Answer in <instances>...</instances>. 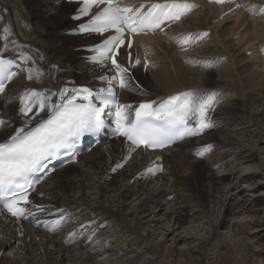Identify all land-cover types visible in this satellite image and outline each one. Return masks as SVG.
I'll return each mask as SVG.
<instances>
[{
  "label": "bare ground",
  "instance_id": "bare-ground-1",
  "mask_svg": "<svg viewBox=\"0 0 264 264\" xmlns=\"http://www.w3.org/2000/svg\"><path fill=\"white\" fill-rule=\"evenodd\" d=\"M53 1L0 0V13L2 16L0 29L5 22L4 20L8 18L10 21L8 22V30L10 29L14 34L11 38L8 36L7 39L2 34L0 37V54L2 47H4V55L18 50H27L28 47L33 50V53L34 48H36L38 52L35 57L42 56V59L35 61V64L40 70L46 71V76L39 81H25L24 83L20 77H17V80L11 83L6 90L7 92L9 91L10 95L13 93L17 95L18 90L23 88L57 87L62 82L61 79L63 77L65 79L71 77L73 66L69 63L72 62L74 64L72 58L75 56H78L77 69L82 70L83 68L82 54L84 51H79L78 47L87 43L77 42L72 37L65 35V31L69 30L72 25L66 16L62 17L65 13L70 14L74 5L64 3L58 9V7L53 6ZM130 1L144 2L145 0ZM194 1L198 7L184 17L183 21L177 23L176 26L169 27L161 36H139L135 38V45L144 44L148 57L152 60L151 65L146 70V74L148 75L145 81L149 80L153 85L152 90L154 91V95L161 97L179 92L182 89L215 88L221 93L222 103L224 102V105H228V107L235 110L236 114L241 113L240 118L242 120L239 122V116L235 117L233 110L230 116L217 112L215 115L216 119L219 123H224V125L217 131L207 133L205 135L207 142L214 140L218 145L226 146L234 144L236 140L239 142L238 136H241L240 141L242 143L247 142V144L240 147V153L233 154V160L238 161L247 158L251 162L255 158L252 155L255 154V149L264 151V133L259 134V128L261 125L264 126V113H261L259 117L254 114L250 116L249 111L253 106L254 108L259 106L264 108V58H261L258 52V48L261 46L264 54V15L261 17L259 14V11L264 8V0H241L245 5L250 7V16L246 12L248 16L246 13V16L240 13L224 16V18L217 21H215L218 16L215 13L217 8L210 4L205 7L200 4L202 0ZM250 9L253 10L250 11ZM12 10L16 13H13V19L11 20L8 13L12 12ZM57 20H60V22L56 23ZM208 29H210L209 39H205L192 53L183 51L182 49L180 51L176 50L165 39V36H172L177 32L189 33L193 30ZM233 36L237 38H233ZM90 39L91 42L97 41L94 38ZM246 48L255 51L250 55H245L244 51ZM188 58L189 60L211 59L217 61V63L210 68H206L200 64L188 63ZM51 63H54L57 69L55 67L47 68V64L50 65ZM59 69H66V71L59 72ZM54 70L55 74L51 77ZM138 71L142 80L141 65L138 67ZM225 98L226 100H224ZM2 110L5 117L8 118L7 121L10 122V126L0 134V140L5 138L7 133L11 135L15 131L13 129V122L11 121L12 118L23 124L18 113L13 110L12 104H5ZM244 116L247 119L246 123L244 122ZM255 119H260L258 122L259 128L253 124L258 130L256 131L254 128L248 129L247 127H252L250 123ZM243 123L246 125L238 131L234 129L232 135L228 137L224 135L222 139L214 138L218 134L225 133V126L230 130V127L234 126V124L236 126L243 125ZM200 143L206 142L202 139ZM111 146L112 148H117L118 144L114 143ZM100 150L99 152L86 153L78 167L71 164L64 169L56 171L48 181L50 182L54 178L56 180L46 187L47 183L49 185L47 181L39 188V192H43L45 198L37 199V202L54 204L56 207H67L74 210L75 213L79 210L76 213L77 223H79L77 227L87 231L85 234L86 238L93 240L88 243H84L83 241L79 244L65 247L62 245L61 238L50 236L27 227L23 240L24 244L20 248L15 243L18 238L11 231V227H9V230H6L5 226L0 222V251L6 252L8 257L2 258L0 264H139L146 257L153 258L154 264H173L168 260L171 254L166 253L164 255L165 253L163 254L161 249H159L162 247L160 241L156 242V239L152 236L156 229L153 227L150 230L152 227L151 223L154 222L152 220L154 219H145L151 213L154 216L162 215L160 214V209L157 210V208L167 204L163 200L166 194L173 193L174 197L170 204H173V201L177 203H174L168 209L166 208L169 211H167V218H165L166 220L168 219L167 222L172 223L173 221V226L182 224L184 219L193 214V210L195 213H198L196 210L197 200L208 197L207 193H202L200 190L199 196H194L187 188L191 185L189 182L190 177L181 176V178H177L176 170L165 172L160 183L154 179L150 181H132L139 168V163L134 158L122 171L107 180L108 165L117 159V154L110 153L111 150H108L109 152L107 153L105 150ZM171 157L170 160H172ZM166 160L169 161V158H166ZM229 164L225 167H228ZM68 170H70L69 173L67 172ZM262 170H264V167ZM65 171L66 173H64ZM235 171L238 170L236 169ZM257 176V174L241 176L238 179L252 181ZM234 178L231 175H223L215 178L216 180H212L213 192H222L220 195L224 198V203L221 207H223L226 216L238 214L239 212H241L240 214L248 213L250 212L248 208L252 205L250 202H256V199L254 201L248 200V202L246 199L242 201L241 197L246 196L248 193H243L245 188H241L242 190L238 189V185L232 183ZM248 183L250 190H246L253 193V188L256 184H252L253 182ZM233 189L236 190L230 192ZM134 196L139 198L140 201H137L140 202L139 206L137 205V208L133 206L132 208L135 207L136 209L129 214L123 213L122 210L126 208L127 200ZM212 197L211 195V199L214 200ZM155 210H157L156 213ZM134 220L135 222H133ZM216 223L210 225L213 228H207L208 231H211L212 235L215 232L213 239L209 243H206L209 251L216 249V246L219 244L217 242L215 244V241L218 240L215 239L217 234L215 227L219 225L223 226L225 221L220 219ZM234 224L231 229L236 231L237 229L235 228L238 225ZM81 225H85L86 227L81 228ZM106 225L109 229L105 228ZM207 225L209 226V224ZM112 227L113 229H110ZM174 230L176 229L172 231ZM28 238L29 241H27ZM120 240L128 242L127 246L124 247L126 242H123L124 244L118 247ZM139 244H142L140 246L142 252H135L136 254L134 255L131 254V252L134 253L133 250H126V247L137 246ZM22 250H25L24 256L18 252ZM220 258V263H229L228 260L230 258L228 255H224L223 251L220 253ZM190 260L192 261V258ZM175 262L174 264L180 263L179 257Z\"/></svg>",
  "mask_w": 264,
  "mask_h": 264
},
{
  "label": "snow or ice",
  "instance_id": "snow-or-ice-1",
  "mask_svg": "<svg viewBox=\"0 0 264 264\" xmlns=\"http://www.w3.org/2000/svg\"><path fill=\"white\" fill-rule=\"evenodd\" d=\"M223 3L225 0H216ZM80 8L75 17L84 19L77 32L89 36H105L89 48L93 55L87 60L108 69L109 75L98 79L105 86L90 88L25 89L15 99L18 101L17 113L23 124L3 140H0V206L17 219L35 218L30 205L29 189L39 183L36 173L44 172L46 163L62 155H75L81 137L97 134L104 128H113L115 134L123 136L128 142V156L131 157L141 145L157 149L187 137L204 133L215 126L208 113L220 103L217 90L192 89L169 95L160 100L143 101L138 106L118 102L116 87L129 89L130 75L127 67L119 63L122 48H132L134 35L146 32L163 31L166 24L186 17L198 5L190 0H161L139 7H121L116 0H79ZM102 6V7H101ZM240 5H237L239 7ZM97 10L93 13V8ZM254 7V6H253ZM253 9H250L252 11ZM260 14H264V8ZM208 35L187 33L173 38L178 44L190 46L199 43ZM5 39L8 30L5 29ZM6 47V45H5ZM24 59L31 60L30 56ZM210 68L217 61L211 59L189 60ZM15 61L0 56V94H6V86L17 76L11 71ZM136 64L140 61L137 59ZM29 81H39L44 73L39 68L27 70ZM135 90V89H133ZM56 97L57 99H53ZM34 125V126H33ZM10 122L0 118V134ZM206 145L197 155L203 157L211 151ZM159 160V157H157ZM123 167L117 163L112 171ZM162 167L146 169L162 171ZM43 212V206H36ZM56 219L40 221L50 231H59L70 219V213L57 210ZM86 227L81 225V228ZM81 235L78 231L69 233L70 240Z\"/></svg>",
  "mask_w": 264,
  "mask_h": 264
},
{
  "label": "rangeland",
  "instance_id": "rangeland-1",
  "mask_svg": "<svg viewBox=\"0 0 264 264\" xmlns=\"http://www.w3.org/2000/svg\"><path fill=\"white\" fill-rule=\"evenodd\" d=\"M68 14L69 13H65V15H62V17L67 16ZM59 22L60 20L56 21V23H59ZM8 98L9 96L7 95V99ZM256 105H259V104H256ZM232 110L233 109L228 107V105H224L223 108H221L219 112L223 113V115L226 114V116H230L232 115L231 113ZM249 111H250V116L254 114L259 117L261 113H264V108H262L261 106L254 108L253 106L249 109ZM235 112L236 111L233 110L235 117L239 116V119H240L239 122H241L242 120L240 118L241 113L236 114ZM259 120L255 119L254 121H252V123H250L252 127L249 126L247 128L248 129L254 128L255 130L256 128L255 126H253V124H255L257 128H259L260 127L258 123ZM244 122L245 123L247 122V119L245 118V116H244ZM244 125L246 124L243 123V125L241 124V125H236V126L234 124V126L230 127V130H228L229 128L227 129V127L225 126V133L218 134L220 135V137H218L217 135L214 138L222 139L224 135L225 137H228L229 135L233 134L234 129L238 131ZM257 130L258 129H256V131ZM262 132L264 133V126L261 125V127L259 128V134ZM238 137H239V142L236 140L234 144H228L229 145L228 147H220V146L214 147L208 162H214L218 168L212 171L208 167H206L207 165L206 162L196 163L194 159H191L189 156L187 157L186 154L183 152L180 155L181 157L179 156V160L177 161L178 163L174 160V158L176 157V154L174 153H178V152H171V154H173L172 160H170L171 154L170 156L168 155L169 157H166V158H169V162L167 163L168 169L170 170L171 168V170H176L177 178L179 177L181 178V176L190 177L189 182L191 183V185L188 186L187 188L192 192L194 196L196 195L199 196L200 190H201L200 192L202 193L205 192L208 195V197L206 198L203 197L204 199L202 200H199V199L197 200L196 210L198 211V213H195L193 210V214H190L189 215L190 217L184 219L182 224L173 226V221L172 223H170V222H167L168 219L166 220L167 218L166 213L167 211H169V210H166V208L168 209L169 207L173 206L174 203H177L176 201H173V204H170L172 202H169L163 207H158L157 210L160 209L161 211L160 214L162 215L154 216L151 213L148 216V218L145 219V220L154 219L152 220L154 222L151 223L152 227L150 230H152L153 227L156 229L152 236L154 239H156L155 240L156 242L160 241L162 247L159 249H161V252L163 254L165 253L164 255H166V253L171 254L168 257V260L171 261V263L174 264V262L179 257V262H180L179 264H223V263H220L221 262L220 253L223 251V254L228 255L230 258L228 260L229 262L228 264H264V219H263L264 218V199L261 200L262 198H264V186H263L264 185V170H262L264 167V151L262 150L259 151L258 149H255L256 150L254 151L255 154H252L255 157L253 161L249 162L247 158L241 159V160H238L239 162H241L239 164L238 161L233 160L234 159L233 154L240 153L241 152L239 150L240 147L244 146V144H247V142L242 143L240 141L241 136H238ZM180 150L181 148L178 149V151ZM231 162L235 164H232ZM227 164H229L228 167H225L227 166ZM217 169L219 170L217 171ZM236 169L238 171H235ZM256 174L258 175L257 178L252 181H247V180L244 181V179L243 180L238 179L241 176H250V175L252 176ZM223 175H231L235 177L234 178L235 181L233 179L232 183L238 185L237 186L238 189L245 188V191L243 193L245 194L248 193V194L244 197H241L242 201H245L246 199L248 202V200L254 201L256 199V202L249 201L252 204L248 208L250 212L245 213V214H240L241 212H239L238 214H230L227 216L225 215V212L223 211V207H221V205H223L224 203L223 202L224 198L221 197L220 195L222 192L218 193L217 191L216 193V191L213 192V189H212V184H213L212 180L213 179L216 180L215 178H219ZM248 182H251V183L253 182L252 184H256L253 188V193H250V191L248 192L246 190V189L250 190L249 188L250 185ZM246 184L248 185L246 186ZM234 190L236 189H233L230 192H233ZM211 195L213 196L212 198L214 200L211 199ZM255 195H260V196H255ZM137 201H140L137 196L129 198L125 205L126 208H124L123 206L124 209L122 210V212L125 214H129L131 211L135 210L139 206L138 204H140V202H137ZM133 206H136V208L135 207L132 208ZM175 206H178V205H175ZM157 210H155V213ZM216 219L218 221H220V219L225 221V224L223 226L219 225L215 227L217 231L215 239H218L215 241V244L216 242L217 244L218 243L219 244L216 246V249H212L209 251V249H207L206 247V243H209L210 240L213 239L215 232L212 235L211 231H208V229L213 228L210 225H213L216 222H218ZM133 222H135V220ZM233 223H235L234 225H238L237 228H235L236 226L234 227L235 229H237L236 231L231 229L233 227L232 226ZM207 224H209L210 227ZM110 229H113V227ZM173 229H176V230L172 231ZM123 242L125 243L126 241L120 240L118 243L119 244L118 247L123 245L124 244ZM127 244L128 242L124 244V247L127 246ZM141 245L142 244H139L137 246H129V247H126V250H129V251L133 250L134 253L131 252V254L135 255L139 251L142 252L141 251L142 249L140 248ZM134 247L136 248V250ZM0 254H1L0 260H2V258L3 259L8 258L6 252L0 251ZM191 258H192V261L190 260ZM139 264H154V259L146 257L144 258L142 262L140 261Z\"/></svg>",
  "mask_w": 264,
  "mask_h": 264
}]
</instances>
